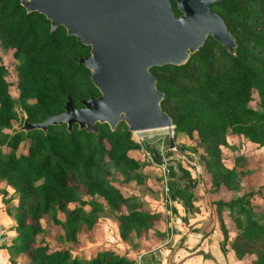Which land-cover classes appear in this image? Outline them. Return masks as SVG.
I'll list each match as a JSON object with an SVG mask.
<instances>
[{
  "label": "trees",
  "instance_id": "trees-1",
  "mask_svg": "<svg viewBox=\"0 0 264 264\" xmlns=\"http://www.w3.org/2000/svg\"><path fill=\"white\" fill-rule=\"evenodd\" d=\"M170 1L178 16L174 0ZM212 10L234 36L235 54L208 38L186 64L153 67L150 72L164 94L160 106L170 116L175 132L191 140L196 134L204 146V169L214 192L221 187L239 192L245 160L238 158L236 167L226 169L219 147L230 132L247 139L255 149L264 147V0H218ZM0 45L13 50L17 63V100L9 92L5 68L0 65V197L5 213L15 222L13 254L28 257L27 264H133L110 251L78 260L71 259L67 249L51 252L47 246L37 245L43 231L41 221L48 215L69 242L76 240L80 227L92 229L96 222L93 210L100 208L97 202H83L91 207L87 216L81 209H74L75 215L66 211L81 194L98 196L109 209L118 211L122 237L134 230L147 232L159 221L157 215L140 210L121 214L119 210L128 200L107 180L114 169L126 175L141 168L129 156L138 146L127 126L119 123L112 132L107 124H96V133L79 130L76 125L71 132L66 125L50 126L46 133L17 131L12 126L13 122L24 121L16 112L17 104L30 123H38L62 113L68 97L77 108L82 100L98 97L88 69L77 63L89 56L90 48L68 36L62 27L51 31L50 21L36 12L28 14L20 0H0ZM253 91L258 96L257 110L249 107ZM27 139L26 153L18 155ZM156 161L154 156L152 162ZM182 172L193 184L188 172ZM7 188L18 196L14 207ZM185 192L177 186L171 197L189 209L191 195ZM255 195L260 192L251 190L228 202L220 198L213 204L224 238L223 249L229 238L223 220L227 210L236 229L231 242L236 259L255 257L253 264H264V215L255 214L249 200ZM59 213L65 214L63 222Z\"/></svg>",
  "mask_w": 264,
  "mask_h": 264
},
{
  "label": "water",
  "instance_id": "water-1",
  "mask_svg": "<svg viewBox=\"0 0 264 264\" xmlns=\"http://www.w3.org/2000/svg\"><path fill=\"white\" fill-rule=\"evenodd\" d=\"M174 2L178 16L170 0H20L28 14L45 16L51 31L62 27L90 48L77 63L88 69L99 96L82 100L79 108L68 97L64 111L43 122L30 123L25 115L19 131L46 133L50 126L66 125L71 132L76 125L96 133V124H107L114 132L119 123L130 133L172 129L150 69L186 64L208 38L231 55L236 49L234 36L212 10L218 0Z\"/></svg>",
  "mask_w": 264,
  "mask_h": 264
},
{
  "label": "rangeland",
  "instance_id": "rangeland-1",
  "mask_svg": "<svg viewBox=\"0 0 264 264\" xmlns=\"http://www.w3.org/2000/svg\"><path fill=\"white\" fill-rule=\"evenodd\" d=\"M0 65H3L5 68L4 75L10 84L9 92L13 99L17 100V75L15 72L17 63L13 59V50L3 49L1 45ZM163 76L166 77L165 75ZM249 107L253 110L258 109V96L255 91H253ZM15 109L18 116L25 117V114L21 111L18 104ZM12 124L13 130L17 131H19L23 125L19 120ZM131 140L138 146V149L130 151L129 156L135 159L141 168L136 173H127L126 175L120 173L117 169H114L112 170V175L108 177L107 180L119 190L124 198L128 200L127 204L120 208L119 211L121 214H126L127 211L133 210L148 212L157 215L158 218L161 219L163 228L157 232L155 226H158V222H155V228L153 227L147 232L134 230L125 237H122L118 222V211L109 209L106 202L98 196L88 197L81 194L78 201L74 205L68 206L66 211L75 215L76 212L74 209H81L83 214L87 216L91 211V207L88 206V204L84 205L83 202H97L98 205H100V208H94L93 210L96 222L92 229L87 230L84 227H80L76 240L69 242L66 240L61 227L54 225L51 215H48L41 221L43 231L37 237L38 246L45 245L51 252L56 251L59 248L67 249L70 253L71 259L75 258L78 260H90L98 253L110 251L117 256H124L130 262L136 264V257L139 253H145L147 250L155 248L161 243L160 240L155 241L153 238L166 239L167 234L171 235L172 233H175L176 229L168 216L164 215L163 209L172 208L173 203L171 192L177 186L181 189H185L186 194L191 195L190 208L185 209L189 211L191 215L195 212V208L200 206V208L206 211V216L209 217L210 210L207 206V199H211L213 203L217 202L220 198L226 200L227 196L224 195L223 191L214 192V188L211 184V177L204 169V159L206 158V153L203 148L204 146L199 144L196 134L193 135V139L191 140L184 133H176L173 127L170 130L155 129L133 132L131 133ZM170 141H173L174 143V147L172 148L169 147ZM29 143L30 141L28 139L21 143L20 150L17 154H25ZM254 149V145L247 139L230 132L225 137L224 145L222 144L219 147L221 163L224 168L228 169V166L234 161L236 167V160L238 158H244V154L250 153L254 151ZM259 150H262L260 152L264 153V147L259 148ZM4 151H6V149H4ZM147 154L152 158L154 156L157 158L160 157L161 162L156 161L154 163H158V165H155L147 161ZM249 156L252 155L250 154ZM249 162H251L250 170H259L257 167L261 164H259L258 159L256 160L254 157H249ZM238 167H241V165ZM163 169L169 170L168 186L170 192L168 193V196L163 194L161 186L163 180L160 177V174H162L160 170ZM182 170L188 172L193 184H191L190 180L185 177ZM171 172L172 174H170ZM0 187L3 188V185L1 184ZM223 188L226 189L225 187ZM7 190L9 196H11L13 200L11 206L14 204V207L15 204H17L18 196L14 194L12 190L8 188ZM254 190L256 192L257 187H255L253 191ZM253 197H251L252 199H249L253 205L251 207L252 210L257 215H264V206L259 203V199L256 196ZM8 198L9 197L6 199ZM167 201H171V206L169 203H166ZM176 202L181 205L183 204L181 200H177ZM172 212L176 214L174 208H172ZM12 213L14 214V211H12ZM58 218L63 222L65 220V214L59 213ZM187 228L191 229V227ZM14 229L15 222L12 217L7 216L5 213V206L1 203L0 197V264L28 263V257L24 255L16 256L13 254L11 246L16 244L17 237ZM143 256H145L147 264H151L150 261L146 259L149 254H144ZM150 259L154 260L153 256H151ZM254 260L255 257H247L244 259V262L245 264H253ZM142 264H145V262L143 261Z\"/></svg>",
  "mask_w": 264,
  "mask_h": 264
},
{
  "label": "crops",
  "instance_id": "crops-1",
  "mask_svg": "<svg viewBox=\"0 0 264 264\" xmlns=\"http://www.w3.org/2000/svg\"><path fill=\"white\" fill-rule=\"evenodd\" d=\"M260 151L262 150L254 149V151L244 154L245 167L241 171L245 172V174L240 177L241 191H228L222 187L219 191H223L224 195L227 196L226 200H222L228 202L232 198L251 190L253 191L255 187H257L256 192H258L260 187V195L255 196L259 199V203L264 206V153ZM250 154L256 160H259V164H261L257 167L259 170H250L251 162H249V157L253 158L249 156ZM234 167V161H232V164L228 168L232 169ZM172 203V208L176 210V214L172 212V208H166L163 211L164 215L168 216L176 229L175 233L171 235L167 234L166 239L153 238L155 241L160 240L161 243L155 248L147 250L145 253L137 254L141 256L138 261L139 264H142L143 261L147 264L145 256H143L144 254H149L146 259L151 264H245L244 259L246 257L242 260L236 259L231 249V242L236 237V229L227 210L223 213V220L229 238L223 249L224 238L221 232L216 206L211 199H207V206L210 210L209 217L206 216V211L200 208V206H197L198 208H195V212L191 215L181 204H178L176 201H172ZM157 225L155 227L158 232L163 228L161 219H159ZM187 227H191V229ZM151 256H153L154 260L150 259Z\"/></svg>",
  "mask_w": 264,
  "mask_h": 264
},
{
  "label": "built area",
  "instance_id": "built-area-1",
  "mask_svg": "<svg viewBox=\"0 0 264 264\" xmlns=\"http://www.w3.org/2000/svg\"><path fill=\"white\" fill-rule=\"evenodd\" d=\"M147 160L149 161V162H151V163H153V164H155L154 162H152V158H151V156L149 155V154H147ZM161 171V173H162V182L163 183H161L162 184V186H163V188H164V192H163V194L165 195V196H168V191H169V189H168V185H167V182H168V175H169V171H168V169H163V170H160ZM166 203H169V205H171L170 203H171V201H167ZM139 259H140V256H138V258H137V263L139 264Z\"/></svg>",
  "mask_w": 264,
  "mask_h": 264
},
{
  "label": "clouds",
  "instance_id": "clouds-1",
  "mask_svg": "<svg viewBox=\"0 0 264 264\" xmlns=\"http://www.w3.org/2000/svg\"><path fill=\"white\" fill-rule=\"evenodd\" d=\"M137 258H138V256L136 257V261H137ZM140 258H141V256H140ZM136 264H137V262H136Z\"/></svg>",
  "mask_w": 264,
  "mask_h": 264
},
{
  "label": "bare ground",
  "instance_id": "bare-ground-1",
  "mask_svg": "<svg viewBox=\"0 0 264 264\" xmlns=\"http://www.w3.org/2000/svg\"><path fill=\"white\" fill-rule=\"evenodd\" d=\"M170 130V129H169Z\"/></svg>",
  "mask_w": 264,
  "mask_h": 264
}]
</instances>
